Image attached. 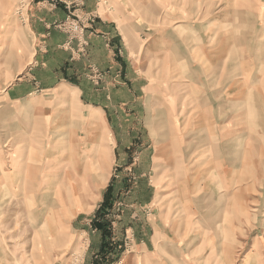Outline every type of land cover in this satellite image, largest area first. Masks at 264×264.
<instances>
[{"label":"crops","instance_id":"crops-1","mask_svg":"<svg viewBox=\"0 0 264 264\" xmlns=\"http://www.w3.org/2000/svg\"><path fill=\"white\" fill-rule=\"evenodd\" d=\"M101 2L34 0L21 21L16 1L0 0V138L8 137L2 146L15 134L27 136L21 145L25 164L7 170L0 161V180L21 202L46 198L50 243L80 232L91 244L88 259L103 247L91 217L105 199L99 180L105 177L106 206L121 203L115 239L125 234L128 241L119 264H212L227 238L215 240L214 255H192L217 226L209 218H218L207 214L225 210L211 204L214 193L228 204L236 181L264 182V0H189L180 6L179 0H104L106 9ZM72 13L85 26L84 53L75 52V41L65 46L68 36L55 26ZM90 69L99 72L97 82ZM168 83L171 89H165ZM133 105L147 139L117 144L120 127L131 126L125 107ZM117 149L134 151L128 156ZM196 149L203 151L196 155ZM245 160H251L247 168ZM115 163L122 167L112 178ZM153 176L159 187L153 188ZM255 189L252 200L264 194L263 184ZM174 196L187 205L175 206ZM253 206L243 217L263 230L264 204ZM179 212L186 213L179 218ZM258 243L255 235L242 264H253Z\"/></svg>","mask_w":264,"mask_h":264},{"label":"rangeland","instance_id":"rangeland-1","mask_svg":"<svg viewBox=\"0 0 264 264\" xmlns=\"http://www.w3.org/2000/svg\"><path fill=\"white\" fill-rule=\"evenodd\" d=\"M103 1L104 0H102L101 5L106 9V5L104 4ZM129 1L132 4L136 5L139 4L140 2L147 1L150 3L154 0H129ZM167 1L173 4L177 2V0H175L174 2H171V0H164V2ZM183 1L186 2L189 0H179V6L180 3H182ZM170 3L169 5L170 7H172ZM250 22L251 23L248 24L246 27L247 29H250L249 31L250 36L248 37V39H251L250 38L251 34L255 29V18L254 20H250ZM84 51L82 53H84ZM190 56L193 60L195 61L198 60V57L195 53H191ZM11 59H12V53L5 55L4 56L5 64ZM9 71L10 70H8L7 68L4 69L5 81H9L8 79H10ZM16 71H18V69ZM242 75L243 73L241 74V76ZM89 76L93 81L97 82L99 79V72L95 69H90ZM164 87L165 89L167 88L171 89L173 85L168 83V85H164ZM182 88L184 87L180 85L181 90ZM234 104L235 103H230L228 107L231 109L233 108ZM125 109L126 111L129 112L128 113L129 115L127 116L129 120L126 123L128 124L131 123V126L129 125L130 127L129 126L126 127L122 125L120 127L121 131L117 132L115 136L117 144L121 143L123 145V144H127V142L129 141L133 143L145 141L146 134L143 128L140 127L139 113L138 116L134 115V111H138L139 108L135 109L133 105L131 109L126 107ZM245 112L248 113L250 111L245 110ZM119 118L121 119L120 115H118V119ZM228 125H233V124L230 123ZM131 129L133 131L132 133L129 132ZM9 138L10 141L5 147H3L2 144L4 141L8 139V137L5 138L4 141H1L0 138V161L5 163V165L7 166V170L8 168H10V166H14V165L18 166L17 168H19L20 170V166H23L25 164L24 160L22 161V163H20L21 159H25L23 158L22 155V153L25 150L21 148V145L25 144L27 136H23L22 134L18 133L14 135L13 138L14 141L11 137ZM132 151H134V149H129V150L117 149V153L125 152L128 156L132 153ZM202 151H203L202 149L193 150V152L196 155H198ZM262 152H264V149L262 150ZM14 155H17V158H14ZM201 157L203 156L201 155L199 159ZM246 161L247 160L244 161V165L247 168L248 166L251 165V160L247 164ZM119 164L120 163H115L111 167V170H109V173L112 174V178H114L113 176L118 174L119 170L121 169L122 166H120ZM1 173H2V169H0V176H2ZM247 175L250 176L252 175V173ZM214 178L219 179L218 176L217 177L214 176ZM107 180L110 182L109 175L107 176ZM150 182L153 185V188L157 186L159 187L160 184L158 183H161L159 181H156L155 176L151 177ZM216 183L218 186L223 185V182H220V180ZM235 184L236 186L234 188L233 195L231 198H228L229 199L228 204L225 198L223 197L220 198L214 193L211 204L221 206L222 208L224 207L225 210L221 214L216 213L215 211H214L215 213L207 214L218 218L217 220L209 218L210 220L213 221L212 224H216L217 226L215 227V229H212L210 236L209 234L207 235L208 236L207 240L210 239V243L209 242L207 243V240L205 239L206 243L203 242L201 243V245H199L200 250L197 251L195 255H192L193 256L192 259L196 255H200V256L202 255L203 257L206 256L207 258L209 256L210 251L211 254L214 255V252L216 251V249H214L215 247L214 242L216 239L223 237V238H227L228 243L226 241L221 245H217V250L223 251V255L218 259L216 258L212 264H220L219 259L221 260L223 259L222 264H232V261L229 256L230 251L235 260L234 261L235 264H242V261L246 259L250 253L251 246L254 243L255 235H256L257 237L258 236L260 237V240H262L259 261L261 264H264V239H263L264 234L262 233L263 230L256 226L257 224H255V220L251 221L247 216L243 217L244 210L252 209L253 205H254L253 207H255V205L258 204H260L261 206L262 203L264 204L263 193L261 194L262 196L258 195L256 199L254 198V200H252L251 198V196H253L252 194H254L255 196V192H253L256 191L255 188L260 184L264 185V182L263 181L258 182L257 180L251 181L250 179V181L249 180L241 181V182L236 181ZM105 185L107 186L106 182ZM106 186H105L106 190L104 193L105 199L101 202L102 204L106 203V192L108 191L107 189L108 186L107 187ZM174 187H177V185H173L169 189L173 190L175 189ZM30 188L32 189V183ZM15 190L19 193L21 192L17 188H15ZM227 190H229L227 192L228 195H230L232 190L230 189V187ZM12 193L14 194L13 196ZM256 193L258 194L259 192L257 191ZM220 194L221 195L223 194L221 189H220ZM174 197L178 199L172 202V203L175 202L174 203L175 206L179 205L177 204V202L180 204L187 205V203H184L179 197L176 196ZM29 198L31 199V197ZM157 200H159L158 197ZM46 202H47L46 198H43L42 202L39 203H35L34 201L31 200L26 201L23 199L21 202L20 197L16 196L14 191L12 192L11 188L8 187V182L7 183L1 182L0 180V264H119L124 257L125 251H129L128 241L124 237L125 234L123 235V237H119V239H115V231L113 224L115 220H117L116 218L120 213L119 212L121 208L120 202H116L115 204L112 205V207L106 206L105 208L102 209H101V205H102L101 204L94 211L93 216L91 217V224L95 220L101 221L104 216L106 218V222L105 223L102 222V224H105L104 231L101 229L102 236L104 237L103 238L104 242L102 249L100 251L98 250L97 253L90 256L88 259L87 256H89L91 244H88L87 246L86 244L87 235L81 236L79 234L80 232L72 231V234H70L68 237L66 234H64V237L67 238L58 239L61 241L58 244L50 243V238H49L50 230L48 228L46 229L44 226L45 210L48 208ZM197 204H201V200H198ZM185 213L186 212H179L177 213V215H180L179 218H182L181 216L185 215ZM188 219L186 218V220ZM262 220H264V217H262ZM193 225L194 224H192V227ZM221 225L224 226V228ZM59 231L60 233H63L62 229ZM201 232L202 230L200 229L199 233ZM186 233L187 231L185 228L183 235H185ZM195 235L196 236L198 235L197 232H195L194 237ZM192 247L194 248V246ZM257 248L258 245L254 244L253 260H252L253 264L256 263L255 254L257 252ZM195 250L196 248L192 249L193 252H195ZM108 254H110L108 256V259H105L107 258L106 256ZM227 254H228V258L226 257ZM202 261L203 260H201V262ZM248 261H250V259L247 260L246 263ZM206 262L208 261L206 260L205 264H207Z\"/></svg>","mask_w":264,"mask_h":264},{"label":"built area","instance_id":"built-area-1","mask_svg":"<svg viewBox=\"0 0 264 264\" xmlns=\"http://www.w3.org/2000/svg\"><path fill=\"white\" fill-rule=\"evenodd\" d=\"M33 1L34 0H16L14 12L21 21L27 19L28 9ZM82 1L84 0H76V5L82 4ZM55 26L67 34L68 39L65 46L70 47V44L75 41L77 45L75 52L82 53L85 50L87 41L84 37L85 26L83 25L81 17L73 13L69 14L64 20L57 22Z\"/></svg>","mask_w":264,"mask_h":264},{"label":"bare ground","instance_id":"bare-ground-1","mask_svg":"<svg viewBox=\"0 0 264 264\" xmlns=\"http://www.w3.org/2000/svg\"><path fill=\"white\" fill-rule=\"evenodd\" d=\"M210 155V154H209ZM249 159V158H248ZM247 159V160H248ZM70 173H71V171H70ZM100 175V174H99ZM74 177V176H73ZM246 177V176H245ZM97 178V177H96ZM242 178H243V176H242ZM100 180V184L101 185H103L104 183H105V177H102L101 179H99ZM253 181H256V180H253ZM77 182V181H76ZM238 182H241V181H238ZM61 183V182H60ZM86 187V184H85V182H83V186H81L80 188H78V190H80V189H84ZM257 206H260V204H258ZM256 206V208H258ZM256 210H258V209H256ZM255 210V211H256ZM247 218V217H246ZM247 220H249V219H247ZM248 222V221H247ZM262 233L264 234V229H263V231H262ZM264 237V236H263ZM264 239V238H263ZM258 245V248H257V252H256V254H255V264H261L260 263V261H259V257H260V249H261V243L259 244H257Z\"/></svg>","mask_w":264,"mask_h":264},{"label":"trees","instance_id":"trees-1","mask_svg":"<svg viewBox=\"0 0 264 264\" xmlns=\"http://www.w3.org/2000/svg\"><path fill=\"white\" fill-rule=\"evenodd\" d=\"M106 207V203H103L102 205H101V209L102 208H105ZM93 224L95 225V227H97L98 229H102L103 231H104V226H105V224H102L101 223V221L99 220H95L94 222H93Z\"/></svg>","mask_w":264,"mask_h":264}]
</instances>
